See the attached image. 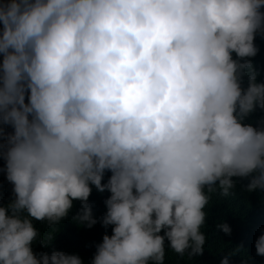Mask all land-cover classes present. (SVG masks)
Instances as JSON below:
<instances>
[{"label": "clouds", "instance_id": "obj_1", "mask_svg": "<svg viewBox=\"0 0 264 264\" xmlns=\"http://www.w3.org/2000/svg\"><path fill=\"white\" fill-rule=\"evenodd\" d=\"M264 0H0V264H264Z\"/></svg>", "mask_w": 264, "mask_h": 264}, {"label": "trees", "instance_id": "obj_2", "mask_svg": "<svg viewBox=\"0 0 264 264\" xmlns=\"http://www.w3.org/2000/svg\"><path fill=\"white\" fill-rule=\"evenodd\" d=\"M263 37L264 36H260L259 34L256 36V38L254 40V44L256 45V47H259L262 44ZM0 128H3L5 137L8 134L9 130L11 129L9 126L3 125V124H0ZM2 140H4V139L0 138V144H2L1 143ZM3 168H4V161L2 158H0V169H3ZM5 182H7L6 173L3 171H0V191L1 192H3V190H4V183Z\"/></svg>", "mask_w": 264, "mask_h": 264}]
</instances>
